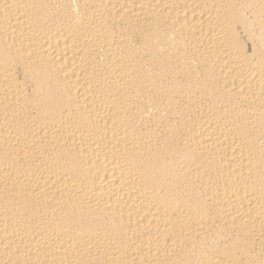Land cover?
Segmentation results:
<instances>
[{
  "label": "bare ground",
  "instance_id": "bare-ground-1",
  "mask_svg": "<svg viewBox=\"0 0 264 264\" xmlns=\"http://www.w3.org/2000/svg\"><path fill=\"white\" fill-rule=\"evenodd\" d=\"M0 264H264V0H0Z\"/></svg>",
  "mask_w": 264,
  "mask_h": 264
}]
</instances>
